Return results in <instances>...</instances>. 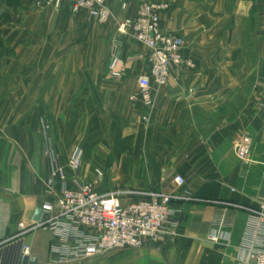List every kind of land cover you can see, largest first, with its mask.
<instances>
[{
	"label": "crops",
	"instance_id": "crops-1",
	"mask_svg": "<svg viewBox=\"0 0 264 264\" xmlns=\"http://www.w3.org/2000/svg\"><path fill=\"white\" fill-rule=\"evenodd\" d=\"M152 2L171 5L161 15V28L183 38L182 55L195 64L193 70L172 67L167 85L151 91L153 109L139 105L136 116L143 152L152 156L151 185L180 198L172 204L175 235L115 262L105 256L80 264H237L245 249L264 246V219L253 213L264 215V0H108L113 17L105 24L85 10L73 13L68 4L55 9L40 0H0V16L6 9L13 15L0 27L8 31L4 58L44 63L57 52L72 51L79 62L81 46L90 53L112 45L118 48L121 77L107 74L112 78L107 95L114 99L117 92L123 100L120 80L147 72V50L118 27ZM86 55L85 60L97 59L96 53ZM25 79L22 84L11 73L0 80V94H7L0 108L15 110L13 100L29 90ZM67 93L61 82L55 108L66 106ZM46 123L0 121V242L14 237L20 223L31 225L36 211L53 201L60 188L51 183L57 166L73 179L71 155L64 156L62 143L54 144ZM242 136L252 141L246 163L235 150ZM175 175L185 180L184 187L175 185ZM66 241L48 229L25 238L38 264H58L59 251L73 245Z\"/></svg>",
	"mask_w": 264,
	"mask_h": 264
},
{
	"label": "built area",
	"instance_id": "built-area-1",
	"mask_svg": "<svg viewBox=\"0 0 264 264\" xmlns=\"http://www.w3.org/2000/svg\"><path fill=\"white\" fill-rule=\"evenodd\" d=\"M107 1L40 0V3L55 9L68 4L73 13L85 10L92 19L105 24L113 17ZM171 8L169 4H141L136 16L120 22L118 27L119 34H131L147 50V72L138 78V99L146 107L154 104L151 91L155 87L167 85L172 67L195 69L194 62L182 55L183 38L161 28V15L169 13ZM119 65L120 59L114 55L109 67V74L114 78L121 77ZM235 150L238 158L246 163L252 151L251 139L242 136ZM82 160V149L75 147L70 156L69 168L77 176L81 171ZM96 175L102 177L98 170ZM173 182L178 188L185 185V180L179 175L174 176ZM51 183L60 188L53 194V201L43 205L39 220L28 226L20 223L14 237L0 242V264H22L25 257L31 258L32 249L25 238L43 229L73 244L59 251L58 264H80L84 259L100 258L114 251L144 249L163 243L175 235L172 204L180 198L173 194L151 192L138 200L121 203L119 193H99L94 184L80 183L78 179H74L76 187H68L66 169L61 165L53 171ZM253 213L259 219H264L262 211ZM209 239L216 242L218 237ZM237 264H264V246L245 249Z\"/></svg>",
	"mask_w": 264,
	"mask_h": 264
},
{
	"label": "rangeland",
	"instance_id": "rangeland-1",
	"mask_svg": "<svg viewBox=\"0 0 264 264\" xmlns=\"http://www.w3.org/2000/svg\"><path fill=\"white\" fill-rule=\"evenodd\" d=\"M9 11L7 13L6 9L1 14L0 27L9 24L13 19ZM6 33L7 30L0 29V80L16 73L18 81L24 84L27 76L29 90L13 100L15 110L0 108V121H47L46 124H49L54 133L51 136L53 142L63 144L61 146L65 157L68 158L75 147L82 149L83 160L78 176L69 168L68 162V168L73 175V179L68 177V180L74 187V179H78L80 183L94 184L102 193H119L121 203L138 200L147 193L158 192V188L151 185L152 156L143 152L144 138L143 134L138 133L136 120L139 105L149 111L154 104L146 107L138 99V76L125 74L121 78L120 82L126 92L123 100L117 92L114 99L107 95V82L112 79L108 76L111 64L108 56L112 52L118 55V48L111 45L108 49L99 47L96 52L91 49L90 53L97 55V59L92 61L85 60L89 58L86 54H90V47L81 46L80 54L82 53L84 60L79 62L75 61L72 51L53 54L56 59L51 62H8L4 58L9 50L3 39ZM27 65L30 68L27 69ZM32 75L31 81L29 78ZM64 81L66 90L69 91L65 100L67 104L58 109L55 108V92ZM5 98L7 94H0V107ZM144 121L149 122V117L144 118ZM63 128V136H58V130L62 133ZM138 149L142 152L139 153ZM97 170L102 173L101 178L97 177ZM133 251H114L105 256L113 257L111 261L115 262Z\"/></svg>",
	"mask_w": 264,
	"mask_h": 264
},
{
	"label": "water",
	"instance_id": "water-1",
	"mask_svg": "<svg viewBox=\"0 0 264 264\" xmlns=\"http://www.w3.org/2000/svg\"><path fill=\"white\" fill-rule=\"evenodd\" d=\"M40 212H41L40 210L36 211L35 216H34V221H38L39 220ZM22 264H38V261L36 259H33V258L25 257L23 259Z\"/></svg>",
	"mask_w": 264,
	"mask_h": 264
}]
</instances>
